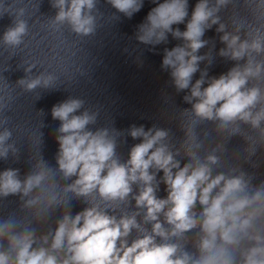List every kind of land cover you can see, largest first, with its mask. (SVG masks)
Segmentation results:
<instances>
[{
  "label": "clouds",
  "instance_id": "9594fccd",
  "mask_svg": "<svg viewBox=\"0 0 264 264\" xmlns=\"http://www.w3.org/2000/svg\"><path fill=\"white\" fill-rule=\"evenodd\" d=\"M50 2L57 10L50 18L52 31L60 32L66 25L76 36L95 34L98 0ZM152 2L156 6L137 26L135 38L153 48L166 44L169 34L182 41L164 49L161 64L163 70H169L176 91L187 90L183 100L191 109L183 111L194 117L181 125L185 139L180 148L173 151L166 142L168 129L131 125L127 135L141 142L121 162L109 129L89 128L96 124L99 113L84 108V100L69 97L54 105L52 119L60 122L55 137L57 169L44 161L35 170L32 166L23 179L19 169L0 172V198L19 196L21 209L31 217L28 225L13 216L0 220V264H264V181L252 185L253 177L239 166L214 174L221 162L216 153L225 151L224 143H216L202 157L204 144L194 127L210 121L218 137L242 135L248 142L245 152L249 157L258 147L264 148V0H240L251 19L232 18V31L218 13L234 0H198L190 18L188 0ZM107 3L129 19L144 6V0ZM186 19L185 30L174 27L185 24ZM214 25H218L215 31L224 45L217 55L236 64L218 77H209L200 64L206 61L210 66L212 52H199L210 43L203 37ZM241 29H245L243 39ZM27 33V21L17 19L0 41L19 47ZM33 68L28 65L26 76L17 84L28 92L38 87L55 89L56 77L51 73L42 71L29 78ZM197 72L199 78L193 82ZM241 124L249 125L255 136L243 134ZM11 137L8 128L0 130L2 159L7 160L10 152L17 155L18 149L8 143ZM181 149L188 158L182 167L176 159ZM53 171L71 183L62 186ZM159 172L163 173L165 198L156 194ZM61 191L83 198L87 206L73 215ZM93 194L98 201L89 199ZM129 197L136 210L117 216V208L129 204ZM197 205L201 211H196ZM56 208L62 212L55 227L38 234L31 225H45ZM140 210L142 220L138 221ZM188 233H194L191 239ZM189 244L194 251L186 249Z\"/></svg>",
  "mask_w": 264,
  "mask_h": 264
},
{
  "label": "water",
  "instance_id": "95a60500",
  "mask_svg": "<svg viewBox=\"0 0 264 264\" xmlns=\"http://www.w3.org/2000/svg\"><path fill=\"white\" fill-rule=\"evenodd\" d=\"M0 130H2L1 127ZM8 143L12 144L10 140ZM8 168L19 169L21 179H23L24 176L30 172L18 152L16 156H13L10 152L7 160L0 158V172H3ZM21 204L22 201L20 200L19 196L0 198V220L7 219L9 216H13L15 218L22 219L23 223L28 225L30 223L31 217L27 216L25 211L21 209ZM56 220L57 218L52 211V215L47 220L45 225L41 226L34 223L31 226L35 227L39 234L40 232H46L48 227L54 228Z\"/></svg>",
  "mask_w": 264,
  "mask_h": 264
}]
</instances>
